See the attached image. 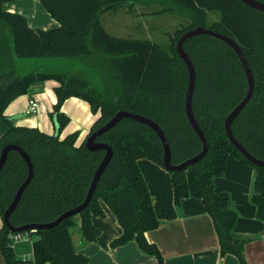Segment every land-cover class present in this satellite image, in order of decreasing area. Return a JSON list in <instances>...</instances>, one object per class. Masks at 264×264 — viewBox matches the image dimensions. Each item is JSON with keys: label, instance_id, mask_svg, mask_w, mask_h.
I'll return each mask as SVG.
<instances>
[{"label": "trees", "instance_id": "obj_1", "mask_svg": "<svg viewBox=\"0 0 264 264\" xmlns=\"http://www.w3.org/2000/svg\"><path fill=\"white\" fill-rule=\"evenodd\" d=\"M9 1L14 0H0V152L9 143L18 144L34 166L33 178L10 217L13 226L53 221L83 202L105 155V150H89L85 141L77 145L79 131L60 138L70 122L62 107L71 97L86 100L95 114L99 112L89 135L117 111L127 110L151 118L161 127L171 146L173 164L201 151L202 141L185 109L189 73L176 50L180 36L196 26L228 35L245 54L255 89L232 130L253 155L264 159V11L242 0H40L60 23L44 30L31 27L24 14L5 10L3 5ZM140 2H161L168 5V11L190 18L187 25L176 29L170 50L149 39L115 37L103 25L105 11ZM211 11H219L220 19L209 22ZM184 47L196 66L193 110L209 149L194 165L168 170L175 201L179 203L191 194L190 177L196 196L204 200L214 220L222 254L233 253L241 264H247L244 240L234 232L238 214L232 197L227 191H217L214 183L224 174L229 157L243 158L255 168L252 201L264 221V166L248 160L231 142L225 127L227 115L246 95L245 70L236 52L211 35L195 36L186 40ZM49 79L56 81L57 102L50 116L57 132L48 134L37 127L17 125L5 113L8 105L34 87L42 90ZM98 140L110 144L114 155L91 202L80 214L51 229L30 230L31 261L89 264V258L76 249L71 229L80 223L84 241H95L100 231L92 217L104 216L103 200L124 230L112 246L136 241L145 253L164 264L160 249L146 237V232L159 227L160 221L138 164V159L147 157L164 166L158 135L149 125L125 117ZM27 175L25 159L11 151L0 171L2 218ZM12 234L3 218L0 250L7 264H20Z\"/></svg>", "mask_w": 264, "mask_h": 264}, {"label": "crops", "instance_id": "obj_2", "mask_svg": "<svg viewBox=\"0 0 264 264\" xmlns=\"http://www.w3.org/2000/svg\"><path fill=\"white\" fill-rule=\"evenodd\" d=\"M3 8L24 14L30 26L35 29L48 30L60 26L59 21L40 0L9 1L4 3ZM143 17L153 18L148 11L144 12ZM148 36L145 39L152 40V35ZM54 83L56 85V81ZM40 92L34 87L29 93L18 96L8 105L5 113L14 118L19 126L37 127L48 134H55L57 126L50 119V113L51 110L54 111L52 108L57 102V96L49 94L45 98L39 95ZM32 96L40 102V112L33 120L20 122L30 116L26 110ZM62 110L70 117V122L60 138L79 131L77 145H80L89 135L98 113L92 112L89 102L77 97L67 99ZM138 164L160 221L159 227L146 232V237L158 246L164 264H241L237 255L222 254L214 220L207 212L204 200L196 196L190 177L191 194L176 203L172 175L168 169L147 157L138 159ZM254 179L255 168L243 158L231 156L224 174L216 177L214 183L217 191H227L232 197L233 208L238 214L234 232L244 240L246 263L264 264V221L258 217L257 206L252 201ZM100 202L105 214L92 217L94 225L100 231L95 241H84L80 223L71 229L76 249L89 258V264H159L158 258L145 253L136 241L112 246L113 240L120 237L124 230L107 203L103 200ZM2 227L3 218L0 213V232ZM27 243L28 241H20L14 245L15 253L22 261L20 264H34L30 260L33 256V244ZM0 264H7L1 250Z\"/></svg>", "mask_w": 264, "mask_h": 264}, {"label": "water", "instance_id": "obj_3", "mask_svg": "<svg viewBox=\"0 0 264 264\" xmlns=\"http://www.w3.org/2000/svg\"><path fill=\"white\" fill-rule=\"evenodd\" d=\"M242 1L249 7L264 11V1L262 0H242ZM201 34L211 35L225 42L226 44H228L236 52V54L238 55L242 63V66L245 70V74L247 77L248 88H247V92L244 98L227 115L225 119L226 132L231 142L241 151V153L248 160H250L252 163H254L257 166H264V159L258 158L255 155H253L243 144L240 143V141L235 137L233 130H232L233 122L236 120V118L240 115L241 111L248 104V102L250 101L254 93V89H255V78H254L253 71L248 63V60L245 54L243 53L241 47L237 44V42L234 39H232L228 35L215 31L206 26H196L194 28L187 30L184 34L180 36V38L178 39L176 43V50H177L178 55L181 57V59L186 64V67L189 73V83H188L186 97H185V109H186V114H187L190 124L192 125L195 132L197 133L200 140L202 141L201 151L198 154L184 160L181 163L173 164L172 158H171V146H170V143L164 131L161 129V127L151 118H148L146 116H143L137 113H133L131 111L119 110L115 113L114 116H112L109 119L108 122H106L103 126L97 128L89 136H87V138L84 140L85 145L89 150L91 151L105 150V155L95 171V174L91 180L87 195L85 199L83 200V202H81L79 205H77L74 208L66 210L53 221L45 222V223H31V224H25L21 226H13L10 222V217L12 213L14 212V210L16 209V207L18 206L24 191L26 190L27 186L30 184L33 178L34 166L27 152L20 145L9 143L5 145L0 152V171L4 167L7 161V158L9 156V153L11 151H16L17 153H19L25 159L27 163V167H28V175L26 179L19 186L13 200L11 201V203L9 204V206L4 212V216H3L4 222L7 225V227L10 229V231L25 232L28 230L51 229L54 226L61 223L64 219L80 214L91 202L94 196V193L96 189L98 188L100 179L103 173L105 172V170L107 169V167L109 166L113 158V155H114L112 146L108 144L107 142L98 140V138L102 136L104 133L111 130L113 127H115L125 117H130L137 121L143 122L149 125L156 132L163 146V165L168 170L186 169L189 166L197 163L199 160H201L206 155L209 149L208 141H207L204 131L202 130L198 120L195 117L194 110H193V95H194L196 78H197L196 66L192 58L190 57L189 53L186 51L184 47V43L186 40H189Z\"/></svg>", "mask_w": 264, "mask_h": 264}, {"label": "rangeland", "instance_id": "obj_4", "mask_svg": "<svg viewBox=\"0 0 264 264\" xmlns=\"http://www.w3.org/2000/svg\"><path fill=\"white\" fill-rule=\"evenodd\" d=\"M160 3L161 2H153L149 5H145L144 3L140 2L131 7L125 5L115 9H110L105 11L106 13L104 12V15L102 14L103 25L111 35L120 38L145 39L149 37L148 34H151L152 36H150V39L160 44L163 49L170 50L172 38L176 29H178L181 24L187 25L190 21V18L185 17L183 14L168 11V5H163ZM147 11L152 14L153 18L145 19L143 17L144 12ZM220 16L221 14L219 11H211L209 15V22L212 23L213 21L219 20ZM56 63L57 62H54V65H56ZM54 82L55 81L53 79L47 80L39 95H42L45 98L48 97L49 94L56 95L54 90ZM54 106L52 109H54ZM52 111L53 110H51V112ZM34 116L35 115L27 116L20 122L33 120ZM64 129L61 131V133L64 131ZM31 243L32 242L28 241L27 244L29 245Z\"/></svg>", "mask_w": 264, "mask_h": 264}, {"label": "built area", "instance_id": "obj_5", "mask_svg": "<svg viewBox=\"0 0 264 264\" xmlns=\"http://www.w3.org/2000/svg\"><path fill=\"white\" fill-rule=\"evenodd\" d=\"M39 112H40V102L35 96H32L29 99L28 108L26 110V113L28 115H38ZM29 231L30 230L25 231V232H13V234L11 235L13 247L17 242H20V241H32L33 242V237ZM32 231H35V230H32ZM32 257H30V260L32 259Z\"/></svg>", "mask_w": 264, "mask_h": 264}]
</instances>
